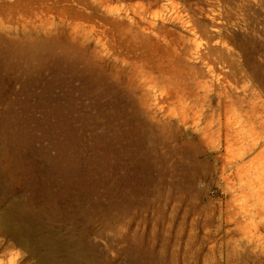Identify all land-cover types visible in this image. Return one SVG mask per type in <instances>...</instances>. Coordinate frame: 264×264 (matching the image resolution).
<instances>
[{"label":"rangeland","instance_id":"rangeland-1","mask_svg":"<svg viewBox=\"0 0 264 264\" xmlns=\"http://www.w3.org/2000/svg\"><path fill=\"white\" fill-rule=\"evenodd\" d=\"M193 2L0 0V153L118 220L95 264H264V0Z\"/></svg>","mask_w":264,"mask_h":264},{"label":"bare ground","instance_id":"bare-ground-1","mask_svg":"<svg viewBox=\"0 0 264 264\" xmlns=\"http://www.w3.org/2000/svg\"><path fill=\"white\" fill-rule=\"evenodd\" d=\"M192 5L199 16L209 17L201 0ZM159 17L154 15L152 20ZM5 50L0 48V55ZM123 85V94L128 88L136 93L130 82ZM75 199L56 195L39 184L33 170L14 153H0V256L6 259L1 264H95L89 240L110 231L117 241H124L121 227H111L117 219L94 209L77 212L73 205L79 201Z\"/></svg>","mask_w":264,"mask_h":264}]
</instances>
